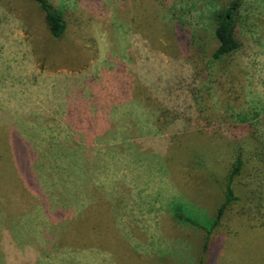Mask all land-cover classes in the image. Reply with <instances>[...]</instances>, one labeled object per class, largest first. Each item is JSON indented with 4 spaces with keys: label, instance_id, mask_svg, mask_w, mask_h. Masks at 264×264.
I'll use <instances>...</instances> for the list:
<instances>
[{
    "label": "rangeland",
    "instance_id": "1",
    "mask_svg": "<svg viewBox=\"0 0 264 264\" xmlns=\"http://www.w3.org/2000/svg\"><path fill=\"white\" fill-rule=\"evenodd\" d=\"M32 1L0 0V264H201L175 210L210 228L238 153L237 195H264V0L222 62L232 0H51L62 39ZM205 264H264V203L227 210Z\"/></svg>",
    "mask_w": 264,
    "mask_h": 264
},
{
    "label": "trees",
    "instance_id": "2",
    "mask_svg": "<svg viewBox=\"0 0 264 264\" xmlns=\"http://www.w3.org/2000/svg\"><path fill=\"white\" fill-rule=\"evenodd\" d=\"M33 1L44 14L47 27L52 37L55 39H62L67 31V21L65 19L64 13L59 9V7L53 4L51 0ZM242 4L243 0H232L229 7H223L214 14V19L217 22L215 29V39L218 46L213 54V59L217 62H222L224 59L231 58L242 48V43L238 39L239 20L237 17ZM258 155H260L259 160L261 162L264 161V153ZM245 168L246 161L242 153H238L227 178L226 187L224 190V201L217 209L210 228H204L193 219L184 217L182 215V210L179 208L175 210L174 215L179 222L202 228L206 232V243L204 246V254L201 264H205L206 254L209 250V244L212 235L215 229L222 222L227 210L230 207L243 201H256L259 208L263 206L264 195H261L260 198L257 199L255 191L245 189L241 190L239 195H237L236 191L234 190V184L236 180L245 173ZM261 171L262 173L264 172V170ZM262 193L264 194V190Z\"/></svg>",
    "mask_w": 264,
    "mask_h": 264
}]
</instances>
